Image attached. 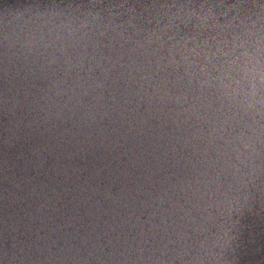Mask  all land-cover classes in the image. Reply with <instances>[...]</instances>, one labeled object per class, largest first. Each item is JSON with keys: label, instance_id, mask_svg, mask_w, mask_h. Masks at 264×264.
<instances>
[{"label": "water", "instance_id": "water-1", "mask_svg": "<svg viewBox=\"0 0 264 264\" xmlns=\"http://www.w3.org/2000/svg\"><path fill=\"white\" fill-rule=\"evenodd\" d=\"M0 264H264V0H0Z\"/></svg>", "mask_w": 264, "mask_h": 264}]
</instances>
